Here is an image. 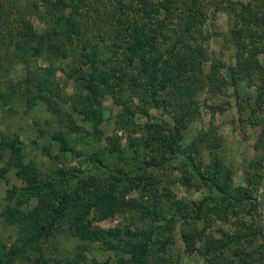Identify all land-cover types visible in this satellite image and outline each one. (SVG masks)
I'll use <instances>...</instances> for the list:
<instances>
[{
	"label": "rangeland",
	"instance_id": "obj_1",
	"mask_svg": "<svg viewBox=\"0 0 264 264\" xmlns=\"http://www.w3.org/2000/svg\"><path fill=\"white\" fill-rule=\"evenodd\" d=\"M72 4L75 5L74 0H0V94L4 96L0 98V143L4 139L19 138L26 146L27 165L32 170L39 169L42 177L48 179L55 178L59 169L76 168L85 172L91 169L78 158L60 154L52 141L53 135H64L75 150L82 151L86 157H99L112 169L122 172L130 167L120 164L109 154L104 139L118 137L126 145L131 135L140 137L138 131L127 132L118 126L123 108L104 94H101L100 105L104 118L103 138L86 135L90 124L78 114L83 92L76 82L74 69L81 53L93 50H84L86 43H100L101 47L104 45L100 41L107 47L112 43L117 33L118 0L76 2L80 13L74 21L78 27L61 45L64 47L62 55L58 52V37H50L47 32L49 28H59L63 16L71 14ZM200 6L208 17L199 38L203 40L209 60L202 71L210 73L220 62L224 65L222 74L230 79L232 69H242L239 67L240 49L234 45L232 35L246 19L243 6L264 20V0H200ZM31 27L43 38L28 42L26 37H21V32ZM193 36L197 39L195 34ZM60 38L62 41V36ZM108 50L103 49V53L109 55ZM247 60L259 62L264 69V54L256 58L250 54ZM240 79L239 102L231 96L233 90L227 87L222 97L208 96V103L220 105L219 110L212 112L203 108L202 115L184 131L182 150L170 164L143 175L134 173L123 177L115 192L114 214L105 217L94 213L91 216L94 227L150 232L161 224L154 215L163 214L178 219L176 230L170 239L161 238L151 248L146 264H208L212 255L217 256L216 264H264V236L256 232L260 228L261 210L256 209L257 202L263 204L264 220V111H256L254 107L261 81L246 75ZM28 88L35 96L47 95L57 104L58 110L48 108L40 98L29 107L27 99L21 96ZM70 115L82 129L78 134L71 129ZM256 118L259 122L253 124ZM148 121H166L168 126H173L171 117L159 110L151 111L150 117L138 116L137 124L143 126ZM48 146L52 147L51 156L49 150L44 149ZM133 153L134 150L128 151L130 160ZM149 155V152L140 154L138 162L149 159ZM192 158L194 167L189 165ZM17 161L11 152L0 156V241L7 249L5 255L12 249L17 253L10 256L11 264H116L117 252L112 248L122 247L123 243L108 244L73 237L68 232V221L59 226L53 237L36 247L27 249L24 246V232L28 234L31 227L26 221L20 224L21 217L32 212L38 200L21 199L28 183L19 177ZM197 169L214 177L230 195L243 201L242 206L226 208L212 201L199 217L186 220L194 216L196 206L203 199L221 197L220 191L202 182ZM105 172L96 170L80 179L82 197L89 199L94 194L104 193L115 182V175ZM244 192L249 194L251 201L245 199ZM125 202L141 204V209L153 215L146 216L142 210L131 209ZM249 229L255 230L254 237ZM227 235L239 236L240 241L223 247V254L213 252L215 247L222 245L220 243H225ZM209 247H213L210 254Z\"/></svg>",
	"mask_w": 264,
	"mask_h": 264
},
{
	"label": "trees",
	"instance_id": "obj_2",
	"mask_svg": "<svg viewBox=\"0 0 264 264\" xmlns=\"http://www.w3.org/2000/svg\"><path fill=\"white\" fill-rule=\"evenodd\" d=\"M81 0H74L72 12L67 17L63 16L60 26L48 30V35L58 37V52L64 54V47L61 46L67 38L76 31L78 24L74 17L80 13L77 4ZM234 4H232L233 6ZM74 6V7H73ZM246 19L241 21V26L233 31L232 41L240 49L239 67L240 70L232 69L230 79H227L221 72L224 65L220 62L214 65L210 73L204 74L202 66L208 62V55L203 48L202 36L208 17L200 6V0H118V9L115 13L117 33L110 45L105 46L104 41L100 43H86L84 46L89 53H81L77 67L74 69L76 82L81 85L83 101L78 114L83 120L90 124L86 130L89 137L103 138L101 125L104 118L102 114L101 94L110 96L117 106L123 108L118 117V126L127 132L138 131L140 137L130 136L125 145L118 137L107 136L104 140L107 143L109 154L117 162L129 166L128 171L114 170L104 163L99 157L90 155L88 157L82 151L75 150L70 140L62 134L53 135L52 141L56 144L57 151L62 155H69L79 159L82 163L91 166L87 172L79 171L76 168L70 170L59 169L56 177H42L39 169L32 170L25 161V144L19 138L4 139L0 143V156L12 153L14 159H18L16 166L18 175L26 180L28 186L22 191L21 199L30 201L38 200L36 208L27 214L22 215L20 224L25 221L31 229L24 235L22 240L27 249L36 247L41 242L50 239L57 233L59 226L69 222L68 232L73 237L84 241L106 242L114 244L123 243L122 247L116 246L112 250L117 252L116 264H146L151 248L161 238L170 239L178 224V219L167 217L163 214L154 215L160 225L154 227L150 232L143 231H115L96 228L93 226L91 216L94 213H101L105 217L114 214L113 201L118 182L124 177L136 173L143 175L149 170L164 167L170 164L172 158L182 150V135L191 122L202 115L203 108L210 111L219 110L220 105L209 104L208 100L222 97L227 88L232 89V97L239 102L240 76H253L260 80L257 89L258 98L255 99L256 111H264V69L259 62L247 60L249 55L256 58L264 54V20L257 17L253 11L243 6ZM256 28V29H255ZM260 28V29H258ZM255 29V30H254ZM67 33V31H69ZM195 34L196 37L193 36ZM21 37L27 41L34 42L42 39L43 36L31 30L21 32ZM64 35V39H63ZM62 36V41L60 40ZM255 48H254V47ZM103 49L110 52L103 53ZM244 59V60H243ZM256 60V59H255ZM258 73H254L253 71ZM227 87V88H226ZM26 98L29 107H33L36 100L47 103L48 108L57 111V104L47 95L35 96L30 89L21 93ZM0 98H4L0 94ZM100 103V104H99ZM159 110L169 115L173 126H168L166 121H148L145 125L137 124L138 116L150 117L151 111ZM239 111V110H238ZM240 112V111H239ZM72 131L78 134L82 129L76 124L73 115H70ZM258 118L253 119V124H258ZM51 146L44 147L52 155ZM134 150L133 159L128 157V151ZM160 150V151H159ZM150 153L149 159L138 162L140 154ZM159 153V154H158ZM161 157V159H160ZM195 161L192 158L189 163L194 167ZM108 171L107 174L115 175V182L112 183L104 193L94 194L92 198H84L79 192V181L85 179L93 171ZM199 178L207 186L218 190L220 198L213 196L203 199L195 208L193 217H199L207 205L214 201L226 208L242 206V202L230 195L225 187L220 185L214 177L201 173ZM245 199L252 198L247 192ZM264 197V195H263ZM126 203V202H125ZM131 209L143 211L144 215H153L148 210L141 209V204L136 205L127 202ZM263 204L257 202L256 209ZM260 210L258 233L264 236L263 213ZM24 230L25 226L22 225ZM254 237L255 230L249 229ZM225 243H220L213 252L219 251L223 254V247L229 246L233 241H240V237L227 235ZM0 241V264H11V255L17 253L12 249L6 255L7 250ZM209 247L208 253L210 254ZM211 252V253H213ZM212 258L208 264H216Z\"/></svg>",
	"mask_w": 264,
	"mask_h": 264
}]
</instances>
